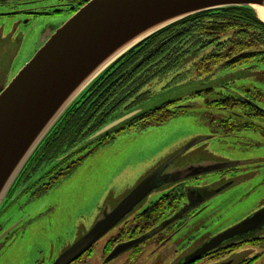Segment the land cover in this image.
I'll use <instances>...</instances> for the list:
<instances>
[{
	"label": "rangeland",
	"instance_id": "obj_1",
	"mask_svg": "<svg viewBox=\"0 0 264 264\" xmlns=\"http://www.w3.org/2000/svg\"><path fill=\"white\" fill-rule=\"evenodd\" d=\"M66 18V16H56L54 19L33 20L32 26L22 25L15 31L16 20H2L6 38L4 44L1 45V42L0 45L2 49L5 47L7 50L0 51V70L4 72L6 68L7 75L3 74L1 77L0 74V86L8 85L14 80L25 64L43 46L42 39L45 32L54 31L56 27L64 25ZM195 65L191 67V64H187L166 77L156 79L141 91L139 97H134L124 107L112 112L108 121L110 123L123 117L128 107H140L143 110L157 109V106L161 107L160 104L167 100L172 101L168 102L170 108L172 110L175 108L179 114L165 124L142 128L134 126L138 121L114 130L113 141L95 150L98 142H101L100 139L76 154L72 162L63 165L57 171L58 179L52 182L55 187L51 191L41 198L30 200L28 196L21 195L16 201L19 203L13 205L4 216L1 215L2 219L11 215L12 219H15L13 222L20 223V228L10 237V246L0 254V264H51L54 258L75 242L76 237L96 223L100 215H98L99 207L104 205L113 207L153 168L170 159L180 149L215 133H217L216 137L205 139L192 146L186 151V155L181 156V159L190 163L193 160L197 162L204 160L203 162L207 163L224 158L229 160L242 158L245 163H250L252 166L244 173L233 177L232 185L222 189L219 188L222 181L216 174L199 173L198 176L201 178L193 180L192 183L199 180L202 182L199 183L200 185L210 184L212 190L216 189V191L202 204L206 207L205 213L195 218V221H191L194 222L192 227L190 225L191 229L185 228L172 244L176 243L180 248L187 242L192 250L200 242L237 225L250 214L255 213L260 206H264V136H262L264 120L254 121L250 118L247 121L252 125L254 122L252 132L235 134L231 138L242 139L241 137L246 135L244 140L259 143L261 148L256 146L239 149L235 139L225 141V128L222 129V122L220 123L219 120L237 118L233 113H238L242 117L239 116L237 119L240 121L234 119L237 121L234 123L241 126L246 120L243 118L246 112L238 108L234 109V112L209 108L211 101L231 98L238 94L243 96L245 90L254 89L259 82L256 78L253 82L254 78L250 77L252 71L247 68L251 67L250 64L242 63L240 65L243 66L237 68L220 66L210 75L205 74L209 70L207 64ZM87 155L89 157L85 158V162L70 176L69 173L64 174L74 162L82 160ZM181 159L178 160L181 162ZM177 164L175 163L173 167ZM47 180L51 181L50 177L45 179ZM158 192L157 189L154 193ZM99 212H102L101 209ZM258 236L264 237V231ZM246 244L248 245L247 242L240 244L235 262H240L253 252L255 256H261L254 264H264L263 248L256 246L255 241L252 249ZM166 250L163 249L154 255L153 259L167 258L164 264H169L172 258L166 255ZM153 259L151 263L154 262ZM198 264L213 263L207 259Z\"/></svg>",
	"mask_w": 264,
	"mask_h": 264
},
{
	"label": "water",
	"instance_id": "obj_2",
	"mask_svg": "<svg viewBox=\"0 0 264 264\" xmlns=\"http://www.w3.org/2000/svg\"><path fill=\"white\" fill-rule=\"evenodd\" d=\"M239 7L251 8L258 19L264 22L257 12H264V0L87 2L56 30L0 94V215L8 203L11 190L39 146L71 106L113 64L154 34L177 22L207 11ZM163 102L160 106L170 101ZM154 109L143 110L136 107L126 112L123 117L105 124L86 143H93L94 140ZM203 140L205 138L186 146L145 178L105 219L98 221L88 233L67 248L54 264H72L86 254L150 195L156 188L162 171L181 153ZM214 168H209L208 171ZM263 230L264 208L206 242L189 260L196 261L228 241L245 239ZM139 242L141 240L119 248L111 257Z\"/></svg>",
	"mask_w": 264,
	"mask_h": 264
},
{
	"label": "trees",
	"instance_id": "obj_3",
	"mask_svg": "<svg viewBox=\"0 0 264 264\" xmlns=\"http://www.w3.org/2000/svg\"><path fill=\"white\" fill-rule=\"evenodd\" d=\"M198 63L208 65L209 70L205 72L206 75L213 74L220 66L237 68L242 67L243 65H240L242 63L250 64L251 67H245L252 71L250 77L254 78L253 82L256 78L259 84L254 89L245 90L243 96L238 94L231 98L213 100L209 103V108L218 111H233L238 108L246 112V115H243L246 120L250 118L254 121L264 120V22L258 19L256 12L251 8L207 11L186 18L154 34L113 64L71 106L39 146L21 174H25L39 156L55 154L59 158L62 157L61 160L58 158L52 161L53 166L45 171L57 172L63 165L72 162L76 154L81 153L94 142L101 139L95 150L107 145L109 141L114 140L112 138L114 131L94 140L93 143L86 142L92 134L109 123L112 112L124 107L134 97H139L141 91L156 79L166 77L179 67L187 64H191L192 67ZM169 103L146 112L140 123L138 117L126 125L138 122L134 126L147 128L150 125L167 123L179 114L175 108L173 110L170 108ZM233 114H236L235 120L239 119V116L242 117L238 113ZM213 119L216 120L215 117ZM234 119L219 120L220 123L222 122V129L230 128L234 122L240 121ZM216 135L217 133L212 134L207 139H212ZM88 156L74 162L64 174L69 173L70 176ZM255 245L264 249V239L261 238Z\"/></svg>",
	"mask_w": 264,
	"mask_h": 264
},
{
	"label": "flooded vegetation",
	"instance_id": "obj_4",
	"mask_svg": "<svg viewBox=\"0 0 264 264\" xmlns=\"http://www.w3.org/2000/svg\"><path fill=\"white\" fill-rule=\"evenodd\" d=\"M89 1L90 0H0V43L2 42L1 45L4 44L3 41H5L4 38H6L3 30L5 26L4 23H2L3 19L16 20L17 23L15 24L14 31L17 30L19 26L23 25L29 27L32 26L33 22L36 20H44L47 18L54 19L56 16H66L67 21ZM56 28L53 29L54 31L49 30L45 32V36L42 39L43 46L45 45V42L55 34L58 29ZM1 45L0 51L7 50L5 47L2 49ZM2 59H4V56H2ZM5 67L7 66L5 65ZM0 74L1 77L3 74L6 76V68L4 72L0 70ZM6 86L7 85H4L3 87L0 86V94ZM133 109H135V107L130 108L127 112ZM142 118L144 117L140 116V118L137 119L139 123L142 121ZM241 124L242 125L239 126V124L234 123L230 128H225V141H234L235 139V143L239 144V149L256 146L261 148L259 143H250L249 140H244L246 135L241 137L243 140L237 138L231 139L235 134L243 135L245 132L250 133L254 128V122L252 125L246 120ZM234 128H236L237 131L236 129L233 130ZM180 150L177 153H179ZM184 155H186V151L181 153L180 156L170 164V166L160 173L156 188L149 196L143 199L128 216L122 219L115 228L111 229L108 234L100 239L89 251H87L86 254L76 259V262L72 264H150L154 255L161 252L163 249H167L166 255L169 256V258H172L169 264H198L203 263L207 259L213 264H254L256 260L260 259V255L255 256L256 254L254 255V253L250 251L251 253L248 257L242 259L240 262H235V255L238 254L237 251L239 250V244L247 242L248 245H246L249 248H254V241L256 243L258 240H261V238L264 239L263 236H258L261 231L258 234L251 235L245 239L228 241L217 247V249L207 252L206 255L196 261L189 260L193 253L205 245L206 242L224 232L225 229L218 232L215 237H210L205 241L200 242V244L192 250L187 242H185L186 245L184 244L180 248H178V244H172L173 240L181 234L185 228L188 230L191 229L194 224V222L191 221L205 213L206 207H203L202 204L206 198L213 196V192L216 191V189L212 190L210 184L200 185L199 183L202 182L199 180L192 183L193 180L201 178L198 176V174L201 173L200 171L216 174V176L220 178L219 180L222 181L221 184H219L221 185L219 188L222 189L226 186L232 185L233 177H236L239 173H244L248 167L252 166L250 163H245V160L242 158L231 160L224 158L221 160H213V162L208 161L207 163L203 162L204 160L197 162L192 159L195 162L191 160L192 163H190L181 159V156ZM58 158L59 157L55 154L37 157L34 164L28 167L25 174H21L18 182L14 185V188L9 194L8 203L5 205L4 212L1 215L4 216L12 209L13 205L16 206L19 203V201H16L19 200L21 195L28 196V200H30L41 198L42 195L51 191V189L55 187L52 182H55L54 180L58 179V176H56L57 172L45 171L52 167V161H55ZM61 159L62 157L58 160ZM178 159H181V162ZM168 160L149 171V173L141 179L140 183L150 174L158 170V168ZM175 163H178L179 165L177 164L178 166L175 165L176 167H173ZM209 168L214 169L208 171ZM48 177H50L51 181H45ZM157 189L160 194L159 192L154 193ZM128 192V194L131 193V191ZM124 198L118 200L117 204L111 208L109 205L99 207L98 215L100 214L101 216L99 215L96 223L105 219L107 214L115 210ZM19 207L22 208V206ZM262 208H264V206L259 207V209ZM100 209L102 211L101 213L99 212ZM259 209L255 212L259 211ZM1 215L0 254L10 246V237L13 233L18 232L20 228V223L13 222L15 219H12L11 215L7 216L5 219H2L3 216ZM96 223L91 225L90 229H87L82 232L80 236L76 237L77 239L75 242L78 241L82 235L88 233ZM138 240H141V242L138 244H132L130 247L119 253V255L111 257V255H113L116 250H119V248H125L130 245V243ZM75 242L72 245H74ZM67 248H65L59 256L54 258L51 264H54L57 258L65 253ZM250 256L255 257L249 258ZM148 260L150 262H148ZM166 260L167 258L154 260L151 264H164Z\"/></svg>",
	"mask_w": 264,
	"mask_h": 264
},
{
	"label": "bare ground",
	"instance_id": "obj_5",
	"mask_svg": "<svg viewBox=\"0 0 264 264\" xmlns=\"http://www.w3.org/2000/svg\"><path fill=\"white\" fill-rule=\"evenodd\" d=\"M257 12H259L260 18L264 20V12L260 10H257Z\"/></svg>",
	"mask_w": 264,
	"mask_h": 264
}]
</instances>
